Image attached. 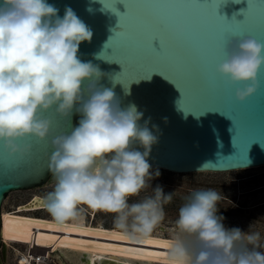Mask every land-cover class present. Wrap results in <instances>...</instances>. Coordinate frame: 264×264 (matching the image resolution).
Wrapping results in <instances>:
<instances>
[{"label":"clouds","instance_id":"obj_1","mask_svg":"<svg viewBox=\"0 0 264 264\" xmlns=\"http://www.w3.org/2000/svg\"><path fill=\"white\" fill-rule=\"evenodd\" d=\"M58 11L47 0H0V141L9 156L24 157L31 148L18 139L50 135L52 121L43 113L54 108L66 122L78 114V125L51 141L48 168L56 182L43 198L47 212L62 225L79 221L83 205L114 214L116 229L145 239L173 198L157 185L152 196L129 203L160 175L148 162L159 129L153 126L156 134L149 129L150 118L140 125L143 113L136 105L122 108L114 91L99 85L105 73L78 57L92 31L71 7L63 17ZM183 31L178 25L175 34ZM262 66L264 43L246 37L229 49L217 72L245 85L236 90L243 102L257 91ZM219 200L213 189L195 191L179 209L167 264H264L260 233L226 228Z\"/></svg>","mask_w":264,"mask_h":264},{"label":"water","instance_id":"obj_2","mask_svg":"<svg viewBox=\"0 0 264 264\" xmlns=\"http://www.w3.org/2000/svg\"><path fill=\"white\" fill-rule=\"evenodd\" d=\"M47 3L60 17L71 7L92 31L91 41L80 44L78 57L105 73L99 85L113 90L122 108L136 105L143 113L140 125L150 118L149 129L154 134L153 126L159 129L148 157L152 166L188 173L264 165V66L257 91L243 102L236 90L245 85L232 84L217 72L229 49L242 39L264 43V0ZM178 25L184 27L181 34H175ZM43 115L52 121L46 139L16 141L30 145L28 155L9 156L0 141V211L6 194L50 177L51 141L70 132L78 116L74 113L66 122L54 108Z\"/></svg>","mask_w":264,"mask_h":264},{"label":"rangeland","instance_id":"obj_3","mask_svg":"<svg viewBox=\"0 0 264 264\" xmlns=\"http://www.w3.org/2000/svg\"><path fill=\"white\" fill-rule=\"evenodd\" d=\"M80 116H77L76 126ZM158 169L159 177L151 180V187L142 190L138 196L129 199V203L142 201L152 196L157 185L163 188L165 194L173 193L172 201L164 205L165 216L151 235H159L167 239H174L178 235L177 223L179 209L189 202L195 191L213 189L220 194L217 203L218 215L222 216L226 228H239L243 232H259L261 244H264V165L247 169L225 172H188L175 173L152 166L153 172ZM55 178L50 177L40 185L29 189L12 191L6 194L1 209L11 210L15 205L30 200L34 195L45 196L55 186ZM29 199V200H28ZM84 222L100 225L105 228H115L114 214L93 211L81 205ZM26 215L52 218L46 209H36L20 212ZM251 227V228H250ZM24 250V245L11 243L10 247L0 243V254H3L4 264L14 263L15 251ZM264 251V248L259 249ZM63 253L52 255L46 264H61ZM73 256L69 261L74 262ZM160 264V263H152Z\"/></svg>","mask_w":264,"mask_h":264},{"label":"bare ground","instance_id":"obj_4","mask_svg":"<svg viewBox=\"0 0 264 264\" xmlns=\"http://www.w3.org/2000/svg\"><path fill=\"white\" fill-rule=\"evenodd\" d=\"M44 197L34 195L11 210L0 211L2 243L7 247L22 244L26 250L16 249L13 264H46L58 252L63 253L67 264H167L166 253L173 239L150 235L133 240L116 228L85 223L83 213L79 221L62 225L53 218L20 213L46 209ZM163 248L165 253L158 250ZM69 256L74 262L68 260Z\"/></svg>","mask_w":264,"mask_h":264},{"label":"flooded vegetation","instance_id":"obj_5","mask_svg":"<svg viewBox=\"0 0 264 264\" xmlns=\"http://www.w3.org/2000/svg\"><path fill=\"white\" fill-rule=\"evenodd\" d=\"M0 241H1V240H0ZM0 243L3 244L2 241H1ZM32 251L34 252V250H32ZM22 252H26V250L24 249V250H22ZM0 258L2 259V262H3V264H4L3 254H0ZM61 258H63V257L61 256ZM63 260H64V258H63ZM63 263H64V264H67V262H66L65 260L63 261Z\"/></svg>","mask_w":264,"mask_h":264},{"label":"snow or ice","instance_id":"obj_6","mask_svg":"<svg viewBox=\"0 0 264 264\" xmlns=\"http://www.w3.org/2000/svg\"><path fill=\"white\" fill-rule=\"evenodd\" d=\"M158 41H159V40H158ZM159 44H160V41H159ZM159 50H160V48H159ZM148 242L151 243L152 241L149 240Z\"/></svg>","mask_w":264,"mask_h":264}]
</instances>
